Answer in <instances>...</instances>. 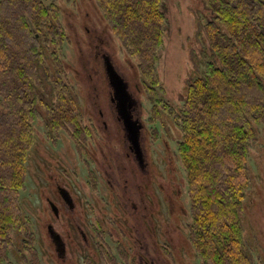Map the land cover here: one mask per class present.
<instances>
[{
    "label": "trees",
    "instance_id": "obj_1",
    "mask_svg": "<svg viewBox=\"0 0 264 264\" xmlns=\"http://www.w3.org/2000/svg\"><path fill=\"white\" fill-rule=\"evenodd\" d=\"M93 1L135 60L152 115L160 122L165 113L180 130L177 155L190 213L185 228L198 264H264L245 249L241 217L250 144L264 126V0H202L210 13L202 24L207 59L179 109L163 98L157 69L168 22L163 0ZM66 40L59 0H0V264L10 263L17 236L23 264H44L21 207L40 110L49 132L66 129L81 153L89 137L64 80L60 51ZM97 180L89 172L91 189ZM98 249L105 264H134L121 242L115 255L105 240Z\"/></svg>",
    "mask_w": 264,
    "mask_h": 264
},
{
    "label": "rangeland",
    "instance_id": "obj_2",
    "mask_svg": "<svg viewBox=\"0 0 264 264\" xmlns=\"http://www.w3.org/2000/svg\"><path fill=\"white\" fill-rule=\"evenodd\" d=\"M163 2L168 22L157 69L163 85V98L172 108L179 109L187 85L201 75L207 59L202 24L210 13L202 0ZM59 6L67 35L60 51L65 67L64 80L72 88L82 113V126L88 128L90 136L83 143L84 152L81 153L66 129L49 132L45 127L46 112L43 108L40 110L41 116L35 123L36 139L28 156V178L21 190L22 212L28 217V229L35 236L34 245L40 258L44 264H60L49 255L44 235V223L48 218L44 198L57 181L71 191L83 209V226L93 221L92 217L97 213L96 222L100 228L96 231L105 230L102 236L114 255L117 242H121L127 249L134 245L136 252L144 257L145 264H198L185 228L190 213L186 173L177 155L178 126L163 112L160 122L152 115L154 104L144 91L135 60L125 53L94 1L59 0ZM102 52L110 56L138 103L136 111L143 124L141 142L147 163L144 168H139L126 153L121 123L113 115L111 88ZM46 90L49 93L47 84ZM249 155L250 188L241 216L242 231L245 249L251 259L264 263V126L257 128ZM98 170L110 172L118 185L112 180L107 183L99 178L94 196L88 178L89 172L96 174ZM108 191L111 193L110 202ZM131 201L136 203L137 209L132 208ZM91 204L96 209L88 211ZM19 237L14 238L10 263L7 264H23L16 251L22 247ZM139 244L144 245V252ZM71 254L74 264H85V253ZM96 261L105 264L104 260L97 258V253Z\"/></svg>",
    "mask_w": 264,
    "mask_h": 264
},
{
    "label": "flooded vegetation",
    "instance_id": "obj_3",
    "mask_svg": "<svg viewBox=\"0 0 264 264\" xmlns=\"http://www.w3.org/2000/svg\"><path fill=\"white\" fill-rule=\"evenodd\" d=\"M101 56L103 60V66L105 69L104 62L105 60H107V57L110 59V56L105 52H102ZM109 86L111 88L110 102L113 105V109H112L113 115L116 118V120H118V122L121 123L120 130L123 134L124 145L127 147L126 153L129 156H132L133 161L137 164V166H139V168H144V166L147 163L145 161V156L143 154L142 142H141L143 135V130H142L143 124L140 116H138V113L136 111V106L138 107V103L136 101L130 110L131 120L133 119L137 120L138 123L142 125V127L139 129V134H138V148H136L135 145L130 140L128 131L126 130L121 115L117 111L116 99L114 98L113 90L110 84ZM95 175L97 176L98 179L100 178L107 183L110 182V180H112L116 185H118L116 179L113 178L110 172L106 170H101V171L98 170ZM54 183L55 184L51 193H49L44 198V201L46 203L45 212L48 213V218L44 223V228H45L44 235L46 238V242L49 246V255L55 257V260L60 264H74V259L71 252L75 253L79 251L85 253V256L83 258L85 260V264H87L86 257L92 260L91 264H98V262L96 261V253H97V258L99 259L101 258L99 257L98 254V250H99L98 242L101 240H105L104 236H102L104 235L105 230L101 229L100 232L96 231L97 229L100 228L99 225L97 226V222H96L97 213L93 215L92 217L93 221H90V223L87 226H83L81 223V214L83 212V209L79 204H77L74 197L70 193L71 191L66 186L57 183V181H54ZM97 184L98 182H96L95 189H92L93 190L92 195L94 196H95V190L97 189ZM107 194H108V202H110L111 199L110 191H108ZM139 196L141 197L142 195L140 194ZM140 201L142 202V199H140ZM130 204L133 209H137V205L134 201H131ZM88 209H89L88 211H90L91 209H96V207L91 204V206H89ZM57 225L60 227H58ZM123 245L126 248L127 252L129 253V256L134 264H145L144 257L142 256V254L136 252L134 245H132L133 247L130 246V248L128 249L125 246V244ZM138 247L141 249L142 252H144L143 250L145 249L144 245L139 244ZM129 250L131 251V253ZM135 254L137 256L136 258L134 257ZM94 255L95 258H93Z\"/></svg>",
    "mask_w": 264,
    "mask_h": 264
},
{
    "label": "water",
    "instance_id": "obj_4",
    "mask_svg": "<svg viewBox=\"0 0 264 264\" xmlns=\"http://www.w3.org/2000/svg\"><path fill=\"white\" fill-rule=\"evenodd\" d=\"M105 72L112 87L114 98L116 99V108L121 115L126 130L128 131L131 142L138 148V134L139 129L142 127L137 120H131L130 110L136 100L132 97L128 90V84L116 70L110 59L104 62Z\"/></svg>",
    "mask_w": 264,
    "mask_h": 264
}]
</instances>
